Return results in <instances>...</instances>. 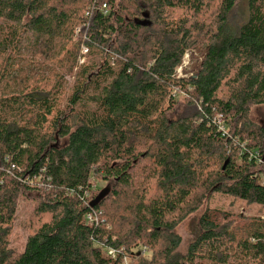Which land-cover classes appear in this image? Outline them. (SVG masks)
I'll list each match as a JSON object with an SVG mask.
<instances>
[{"label":"trees","instance_id":"trees-1","mask_svg":"<svg viewBox=\"0 0 264 264\" xmlns=\"http://www.w3.org/2000/svg\"><path fill=\"white\" fill-rule=\"evenodd\" d=\"M234 2L0 0V264H264L263 217L206 209L184 252L176 232L214 192L264 206V122L248 117L264 105V0L232 30ZM77 25L99 61L68 86ZM192 48L201 61L179 79ZM34 175L33 213L49 220L16 251V201ZM97 177L111 184L91 206Z\"/></svg>","mask_w":264,"mask_h":264},{"label":"rangeland","instance_id":"rangeland-1","mask_svg":"<svg viewBox=\"0 0 264 264\" xmlns=\"http://www.w3.org/2000/svg\"><path fill=\"white\" fill-rule=\"evenodd\" d=\"M217 10V3L211 4L208 8V11L205 14L206 18L214 16ZM180 10H177L178 13ZM179 15V14H176ZM248 18V0H235L234 6L227 14V24L228 27L232 30L237 29L241 24H243ZM212 19L208 20L211 21ZM75 36L72 39L73 42H78L80 36L82 41L79 45V50L77 49V57L76 60H73L71 54L73 53V45L70 43L68 45V53H70L71 59L68 57V53L66 56V63L65 66H70L67 73L64 76V80H66L67 85L71 86L72 83L75 81L74 74L78 72L79 67L82 66L79 62H77L79 55L82 54V51H88L87 44L85 45L84 39V29L81 25H77L74 28ZM57 49L58 46H57ZM87 51L84 54L86 57L84 58L88 63V60L99 61V53L93 52L89 57H87ZM33 50L31 49H23L21 53L25 57H29ZM64 53L61 52L59 58H62ZM27 60V59H26ZM43 60L42 57L35 56V61ZM84 60V61H85ZM201 61V53L197 49H189L188 52L184 55L182 59V63L180 66L176 68V74L179 79H186L196 71V66ZM84 63V64H85ZM83 64V65H84ZM31 65V64H30ZM49 65V64H48ZM72 69L69 71V69ZM19 75H23L20 73ZM172 95L177 101L184 102L186 98V93L182 85L178 84L172 87ZM183 105L180 107V110L175 111L174 113L169 114V118H174L178 115V113L182 112ZM249 119L256 125H261L264 122V105H253L250 107ZM58 144L61 145L64 142V139H58ZM94 190L97 195L102 189L110 187L111 184L108 181H104L103 179L97 177L93 179ZM108 186V187H107ZM30 190L26 189L19 194L17 201H16V211H15V218L12 227V233L10 234V247L13 250L20 251L23 248L24 242L26 237L32 234L39 225L49 220L48 214H38L37 217L33 213V209L35 206L42 201V194H36L31 189H34V186H30ZM24 194V195H23ZM39 195V196H37ZM206 209H212L218 212H223L224 214L228 215L229 219H235V216H242V217H263L264 216V206L250 203L245 200L239 199L232 195H227L219 192L212 193L209 197H206L203 203L199 206V208L195 211L187 215L176 227V232L179 234L181 238V246L179 247L180 252H184L188 246V244L193 241L198 234L201 232V227L199 223V218L201 213ZM240 217V218H242ZM136 250V249H135ZM144 251V249H143ZM152 251H146L145 255L150 256ZM127 260L124 259V262Z\"/></svg>","mask_w":264,"mask_h":264},{"label":"built area","instance_id":"built-area-1","mask_svg":"<svg viewBox=\"0 0 264 264\" xmlns=\"http://www.w3.org/2000/svg\"><path fill=\"white\" fill-rule=\"evenodd\" d=\"M101 12H102L104 15L107 14L108 10H107V6H106L105 4L102 5V7H101ZM86 51H87V50H86ZM86 51H84V49H83L82 54L79 55L78 62H79L80 64H82V63L84 62V60H85V59H84V58H85V57H84V54L86 53ZM221 119H222V118H220V115H219V117H218V123H219V124H220V122H221ZM221 129H222V127H221ZM261 160L263 161V160H264V157L261 158ZM40 172H43V169H41ZM39 179H40V175H34L31 179H29V182H28V180H26V181L29 183L30 186L41 187L42 184H40ZM261 182H262V184H264V178L261 180ZM263 218H264V216H263ZM88 219H89V221H91V220H92V217H91V216H88ZM112 253H113V251L110 250V251H109V254H112Z\"/></svg>","mask_w":264,"mask_h":264},{"label":"water","instance_id":"water-1","mask_svg":"<svg viewBox=\"0 0 264 264\" xmlns=\"http://www.w3.org/2000/svg\"><path fill=\"white\" fill-rule=\"evenodd\" d=\"M145 21V20H144ZM136 23H143V21H135ZM108 188L102 189L90 202L91 206L98 204L108 193Z\"/></svg>","mask_w":264,"mask_h":264}]
</instances>
